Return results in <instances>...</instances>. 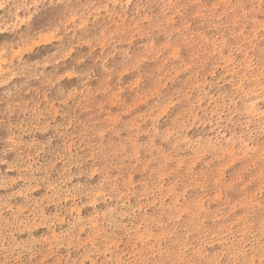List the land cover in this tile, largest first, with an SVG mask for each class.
Returning a JSON list of instances; mask_svg holds the SVG:
<instances>
[{
	"label": "rangeland",
	"instance_id": "obj_1",
	"mask_svg": "<svg viewBox=\"0 0 264 264\" xmlns=\"http://www.w3.org/2000/svg\"><path fill=\"white\" fill-rule=\"evenodd\" d=\"M0 264H264V0H0Z\"/></svg>",
	"mask_w": 264,
	"mask_h": 264
}]
</instances>
